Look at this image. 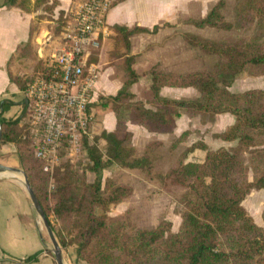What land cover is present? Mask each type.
Instances as JSON below:
<instances>
[{
  "label": "trees",
  "instance_id": "16d2710c",
  "mask_svg": "<svg viewBox=\"0 0 264 264\" xmlns=\"http://www.w3.org/2000/svg\"><path fill=\"white\" fill-rule=\"evenodd\" d=\"M117 1L122 0H114ZM228 2L232 3L235 23L228 21L223 13ZM3 3L23 12L40 9L38 19L52 21L59 0H4ZM62 18L63 12H59L57 21ZM189 23L220 30L264 25V0H218L205 16L190 19ZM158 28L113 26L110 55L116 59L114 75L121 74L123 88L115 95L99 96V104L113 112L115 126L111 131H97L98 123L91 126L93 132L96 130L95 136L92 142L84 139L80 173L65 157L52 175L43 170V161L35 155L29 130L20 124L21 113L0 118V148L5 143L14 145L19 166L27 175L61 248L72 247L77 260L86 264H264V211L260 225L243 205L252 188H264V85L234 92L219 83L223 73L264 75V42L248 37L213 40L183 33L187 43L213 57L212 65L183 73H165L157 65L152 66L149 73L153 97L136 100L127 90L138 78L132 68L130 36L156 32ZM38 29L37 23L30 25L29 39L7 61L9 80L21 91L35 76L20 75L19 71L21 66L36 67L38 57L32 39ZM62 33L61 23L57 34L62 36ZM36 68L40 70V66ZM164 86L192 87L197 97L162 98L158 91ZM11 104L10 100L1 101L0 114ZM180 113L198 116L203 123L214 121L218 114L233 115L234 122L212 136L236 144L211 149L203 140H197L166 171L155 170L153 162L145 164V152H152L161 143L149 142L144 154L137 156L133 133L127 124L142 126L149 132L171 133ZM189 134L187 130L182 132L169 149L174 151ZM197 148L205 151L204 159L185 160V152ZM113 163L143 169L151 181L167 191L174 187L182 190L178 197L177 230L172 229L173 223L167 218L153 227L139 226L133 223L129 208L111 214L114 206L133 194L131 184L116 176L102 177V172ZM86 171L95 174L92 181L87 180Z\"/></svg>",
  "mask_w": 264,
  "mask_h": 264
},
{
  "label": "crops",
  "instance_id": "0c3cea01",
  "mask_svg": "<svg viewBox=\"0 0 264 264\" xmlns=\"http://www.w3.org/2000/svg\"><path fill=\"white\" fill-rule=\"evenodd\" d=\"M3 1L0 0V111L1 101L10 100L13 104L7 112L0 114V118H10L16 116L17 107L23 100L21 90L9 80L7 61L29 39L32 23L39 25V29L32 39L38 59L45 56L44 50L53 38L58 46H62V36L54 35L53 21L38 19V15L41 13L40 9L23 12L18 8L4 5ZM80 1L59 0L54 11V19L57 18L59 12H63V17L68 20V23L72 22L73 14ZM217 1H113L105 18V27L108 32L103 36L100 47L94 53L91 51L93 55L90 54L88 57V63L95 65L99 72L92 92L93 105H99V96L115 95L123 88L121 74L114 75L113 63L116 59L110 55L114 25H123L129 28L137 26L149 30L154 26L159 27L156 32H140L130 36V54L134 57L132 68L138 78L127 87V90L134 95L136 100L145 101L153 97L149 73L152 66L157 65L165 73H183L212 65L213 57L203 54L187 43L182 34L189 32L219 40L218 37L221 38L222 30L212 27L199 28L189 23L190 19L205 16ZM229 4L232 6L231 2H228L227 5ZM29 68L34 71V74L30 76L37 74L35 66L30 65ZM19 74L21 75L20 71ZM18 94L21 95L20 99L15 97ZM158 95L162 98L192 100L197 97V91L192 87L164 86L159 89ZM93 113L97 114L95 121L99 122L97 131L114 129L115 115L113 112L95 110ZM233 122L234 116L229 113L218 114L213 122L205 123L198 116L190 118L186 114L180 113L171 133L149 132L142 126L132 123H128L127 126L133 133L134 145L138 139L142 141L144 147L151 141H157L161 144L155 150L163 149L165 151L173 139L186 130L190 131L187 138L191 140V144L197 140H203L211 149L235 145L236 141L227 142L212 136L214 133L225 130ZM215 125L218 129L213 128ZM12 148L15 151L12 143L3 144L0 148V156L9 159ZM155 150L153 151L157 158L163 155ZM163 151L161 150L162 153ZM11 160L14 159L11 158ZM153 163L156 166L155 160ZM62 252L66 264H84L81 260H77L72 247L62 249ZM0 264H57L49 236L22 184V179L4 173H0Z\"/></svg>",
  "mask_w": 264,
  "mask_h": 264
},
{
  "label": "built area",
  "instance_id": "2783aa9c",
  "mask_svg": "<svg viewBox=\"0 0 264 264\" xmlns=\"http://www.w3.org/2000/svg\"><path fill=\"white\" fill-rule=\"evenodd\" d=\"M113 1L81 0L63 30L60 50L21 91L25 108L20 123L27 126L35 155L50 175L62 157L73 165L80 162L84 139L92 138L95 117L89 105L99 72L88 57L108 32L105 18Z\"/></svg>",
  "mask_w": 264,
  "mask_h": 264
},
{
  "label": "rangeland",
  "instance_id": "374dc122",
  "mask_svg": "<svg viewBox=\"0 0 264 264\" xmlns=\"http://www.w3.org/2000/svg\"><path fill=\"white\" fill-rule=\"evenodd\" d=\"M223 13L225 14L228 21L235 23L234 13L232 11L231 4L225 7ZM57 18H53L52 20L54 25L52 31H54V35H59L57 34V32L61 27V23L63 25V30L68 24V20L66 18H62L60 22L57 21ZM221 33V38L218 37L219 40H231L237 37H248L253 39L255 38L259 41L264 42V25L251 24L250 26L244 29L234 26L230 30H222ZM60 47L61 46H58L55 39L53 38L44 50L45 56L41 59L35 60L36 67L40 66V70L44 68L47 65L50 53L59 51ZM31 66H34V64H32ZM30 68L27 69L21 66V75L26 74L30 76L31 74H34V71H32ZM40 70L39 68H36L35 72L39 73ZM219 83L225 85L227 88L231 89L234 92H241L248 89L262 87L264 85V75L250 76L243 72L234 75L229 73H223L219 76ZM15 97L20 99L21 95L18 94ZM19 104L20 105H18L17 107L18 110L16 111V115H20V113L22 115V111L24 109L22 103L20 102ZM11 106L12 105H9L3 113L7 112ZM89 108L92 113L95 110L98 112H103L105 110L100 104L93 105L92 100L90 102ZM96 123H98L99 125V122L94 120L91 126H95ZM213 128L218 129L216 125ZM89 131L93 132V129H91L90 127ZM94 136L95 134H92L90 142L94 140ZM135 145L137 147V156L143 155L145 152V147L143 146L142 141L138 139ZM190 145L191 140L189 138H186V140L183 141L174 151H171L168 147V149L165 151L161 149L163 153L159 149H154L156 152L164 155L158 158L154 151L148 153L145 152V164H148L149 162H154L155 160L156 166L154 165V169L158 171H165L181 154L184 153L185 149ZM98 146L102 149L101 142L98 143ZM11 151L12 152L9 159H5L4 157L0 156V163L20 167L16 158L14 148H12ZM83 157L77 164H72L74 169L75 166L77 167L76 170L79 173L81 172L82 164L84 163ZM204 157L205 151L202 149L197 148L192 151L185 152V160L187 161H202ZM11 158H13L14 160H11ZM4 160H6V162H4ZM106 176H116L120 179V181L129 183L133 186L132 196L124 200L122 203L114 206L111 209V214H119L129 208L133 223L139 226L153 227L162 218H167L170 219L173 223L172 229L174 231L177 230L180 224V215L178 212V197L182 192L180 188L174 187L170 191H167L162 188L158 182L151 181L147 177L146 171H144L143 169L141 170L140 168H124L115 163L111 164L102 172V177L104 178ZM86 177L88 181H92L95 177V174L92 171H86ZM243 205L246 208L247 212L254 218L255 222L262 225L263 222L261 219V214L264 211V188H252L250 193L246 196L245 200L243 201ZM97 211H99V208L97 209ZM81 262L86 264L82 260Z\"/></svg>",
  "mask_w": 264,
  "mask_h": 264
},
{
  "label": "water",
  "instance_id": "95a60500",
  "mask_svg": "<svg viewBox=\"0 0 264 264\" xmlns=\"http://www.w3.org/2000/svg\"><path fill=\"white\" fill-rule=\"evenodd\" d=\"M1 135H2V126H1V122H0V139H1ZM4 171H8V172H12V173H20L22 174L23 176V179H22V184L25 188V190L27 191L28 195H29V198L36 210V212L38 213L41 221H42V224L49 236V239L51 241V244H52V251H53V255H54V258H55V261L57 264H66L65 261H64V258H63V252H62V248L51 228V225L43 211V208L39 202V200L37 199L34 191H33V188L27 178V175L25 174L24 170L20 167H14V166H9V165H5V164H2L0 163V173L4 172Z\"/></svg>",
  "mask_w": 264,
  "mask_h": 264
},
{
  "label": "bare ground",
  "instance_id": "6f19581e",
  "mask_svg": "<svg viewBox=\"0 0 264 264\" xmlns=\"http://www.w3.org/2000/svg\"><path fill=\"white\" fill-rule=\"evenodd\" d=\"M2 173L6 174V175H11V176L13 175L15 177H19V179H23V176L20 173H12V172H8V171H4Z\"/></svg>",
  "mask_w": 264,
  "mask_h": 264
}]
</instances>
